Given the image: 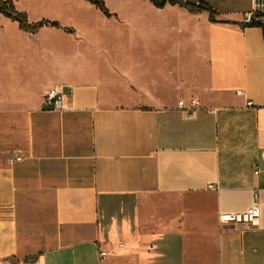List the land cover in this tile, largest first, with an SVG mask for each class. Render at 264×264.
Returning a JSON list of instances; mask_svg holds the SVG:
<instances>
[{"label":"crops","instance_id":"crops-1","mask_svg":"<svg viewBox=\"0 0 264 264\" xmlns=\"http://www.w3.org/2000/svg\"><path fill=\"white\" fill-rule=\"evenodd\" d=\"M184 1L225 22L149 0H12L58 24L33 33L0 14V264H264V27L240 22L252 0ZM254 197L257 227L218 219Z\"/></svg>","mask_w":264,"mask_h":264},{"label":"built area","instance_id":"built-area-1","mask_svg":"<svg viewBox=\"0 0 264 264\" xmlns=\"http://www.w3.org/2000/svg\"><path fill=\"white\" fill-rule=\"evenodd\" d=\"M240 22L243 25L264 27V0H252L251 7L241 13ZM63 97L61 86H53L43 95V103L46 107L61 109L63 108ZM200 106V100L196 97L177 101V107L187 116H193ZM22 158L21 154L16 153L10 157V161L21 160ZM218 219L221 222L238 224L243 227H257L260 224V210L257 198L254 197L251 204L244 211L220 212ZM100 256L104 257L105 251L100 250Z\"/></svg>","mask_w":264,"mask_h":264},{"label":"trees","instance_id":"trees-1","mask_svg":"<svg viewBox=\"0 0 264 264\" xmlns=\"http://www.w3.org/2000/svg\"><path fill=\"white\" fill-rule=\"evenodd\" d=\"M88 1L93 3L104 14L106 15L108 14L107 10L105 9L103 0H88ZM149 1H151L153 5L157 7H162L166 3H170V4H178L195 12L205 11L208 13V18L210 21L225 22L224 20L217 19L216 18L217 12L211 6L203 2L191 3V2H186L184 0H149ZM0 14L9 17L12 20L17 21L20 29L28 31L30 33L35 32L43 24L58 26L56 22L48 21V20L29 22L26 14L16 9L12 0H0Z\"/></svg>","mask_w":264,"mask_h":264},{"label":"rangeland","instance_id":"rangeland-1","mask_svg":"<svg viewBox=\"0 0 264 264\" xmlns=\"http://www.w3.org/2000/svg\"><path fill=\"white\" fill-rule=\"evenodd\" d=\"M4 28H5V36L10 38L11 40L9 44H15L16 42H18V40L16 39V28L11 24L5 25ZM0 41H1V38H0Z\"/></svg>","mask_w":264,"mask_h":264}]
</instances>
